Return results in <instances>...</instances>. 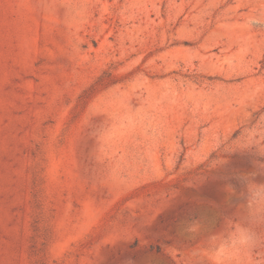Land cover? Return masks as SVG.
Here are the masks:
<instances>
[{
  "label": "rangeland",
  "instance_id": "1",
  "mask_svg": "<svg viewBox=\"0 0 264 264\" xmlns=\"http://www.w3.org/2000/svg\"><path fill=\"white\" fill-rule=\"evenodd\" d=\"M249 114L264 0H0V264H221Z\"/></svg>",
  "mask_w": 264,
  "mask_h": 264
},
{
  "label": "clouds",
  "instance_id": "2",
  "mask_svg": "<svg viewBox=\"0 0 264 264\" xmlns=\"http://www.w3.org/2000/svg\"><path fill=\"white\" fill-rule=\"evenodd\" d=\"M255 25L256 21H249ZM236 148L264 157V115L245 118ZM259 177V179H258ZM236 184L227 179L224 192L228 204L235 205L236 213L222 233L213 236L211 251L220 261L241 264H264V165L253 171L235 174ZM212 227L204 218L181 221L179 231L189 238H196L201 230Z\"/></svg>",
  "mask_w": 264,
  "mask_h": 264
}]
</instances>
